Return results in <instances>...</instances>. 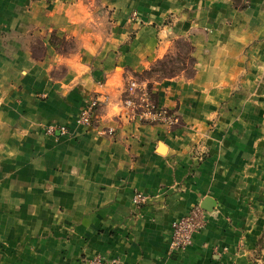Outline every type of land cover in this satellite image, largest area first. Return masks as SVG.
<instances>
[{
    "label": "crops",
    "instance_id": "crops-1",
    "mask_svg": "<svg viewBox=\"0 0 264 264\" xmlns=\"http://www.w3.org/2000/svg\"><path fill=\"white\" fill-rule=\"evenodd\" d=\"M178 39L194 75L142 78ZM143 94L177 123L130 118ZM263 236L264 0H0V264H261Z\"/></svg>",
    "mask_w": 264,
    "mask_h": 264
},
{
    "label": "built area",
    "instance_id": "built-area-1",
    "mask_svg": "<svg viewBox=\"0 0 264 264\" xmlns=\"http://www.w3.org/2000/svg\"><path fill=\"white\" fill-rule=\"evenodd\" d=\"M138 88L135 82L129 83V91L133 92ZM139 100L129 98L124 101L123 108L126 110L130 118L139 121L158 123L168 127H172L177 123V118L169 114L166 110L157 108L152 104L147 96L143 94ZM100 105V101L93 99L80 111L76 125L82 128H90L96 120V112ZM60 133H65V127L57 129ZM56 130L48 128L46 134L54 135ZM112 132V131H109ZM145 201V197L137 193L132 197L134 205H140ZM205 226V215L199 206H194L181 218L176 220L171 225V239L170 250L171 252H182L192 244L193 236L200 232ZM89 264H113L110 260H102L95 258Z\"/></svg>",
    "mask_w": 264,
    "mask_h": 264
},
{
    "label": "rangeland",
    "instance_id": "rangeland-1",
    "mask_svg": "<svg viewBox=\"0 0 264 264\" xmlns=\"http://www.w3.org/2000/svg\"><path fill=\"white\" fill-rule=\"evenodd\" d=\"M137 12H132L130 15V18L134 21H140L141 18L139 17ZM142 23V22H141ZM167 24V23H166ZM50 44L54 46L56 51H65L71 48L72 43H66L62 44L59 39H57L54 35L50 38ZM193 51L192 46L190 43L185 42L183 39L175 40L174 45L171 49L170 54H166L164 58L156 60L153 65L151 66V69L144 72L142 78H147L153 81H162L165 78H173L177 75L182 74L184 77H191L195 73V58L191 55V52ZM57 74L62 73V70H58L56 72ZM44 97V96H42ZM48 128H53L54 130H57L60 128V125L56 126H49L45 127L44 134L48 130ZM48 135V134H47ZM249 255L250 252L253 251V249L247 248ZM251 256V255H250ZM100 258V257H95ZM92 258L91 260L95 259ZM102 260H106L103 258H100ZM91 260L87 261V264Z\"/></svg>",
    "mask_w": 264,
    "mask_h": 264
},
{
    "label": "trees",
    "instance_id": "trees-1",
    "mask_svg": "<svg viewBox=\"0 0 264 264\" xmlns=\"http://www.w3.org/2000/svg\"><path fill=\"white\" fill-rule=\"evenodd\" d=\"M255 259L259 260L261 264H264V236L261 237L256 244Z\"/></svg>",
    "mask_w": 264,
    "mask_h": 264
}]
</instances>
